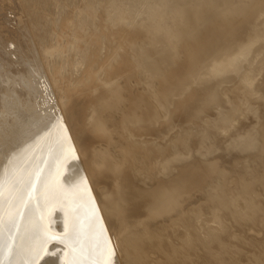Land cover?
<instances>
[{"label":"bare ground","instance_id":"6f19581e","mask_svg":"<svg viewBox=\"0 0 264 264\" xmlns=\"http://www.w3.org/2000/svg\"><path fill=\"white\" fill-rule=\"evenodd\" d=\"M25 7L33 64L0 20V264H264V0Z\"/></svg>","mask_w":264,"mask_h":264},{"label":"rangeland","instance_id":"374dc122","mask_svg":"<svg viewBox=\"0 0 264 264\" xmlns=\"http://www.w3.org/2000/svg\"><path fill=\"white\" fill-rule=\"evenodd\" d=\"M14 0H1L0 4H2V6L8 4L7 7L5 8H1L0 12V20H4L7 21L8 25H6L4 27L5 32L7 33V37L14 35L15 38H7V39H3L2 42L6 43L7 47L6 48H10L9 46V42L13 41V42H17L18 45L16 48V50H14L13 48L10 49V54L13 55V57H19V58H23L27 64H33V59L30 58V52H31V44H33V49L39 54L40 52V48L41 45H39V43L35 40V29H34V23L31 20V18L28 17L27 15V11H26V7H25V2L26 0H15V2L13 3ZM35 2H39L43 0H34ZM37 5V13L40 17H43V11L38 8L39 7V3H36ZM52 8V6H50ZM36 8V7H35ZM4 9H6V11H4ZM39 19V17H38ZM42 19V18H40ZM43 20V19H42ZM46 22V20H45ZM5 25V23H3ZM46 24V23H45ZM51 24H46L44 25L45 27V35L46 33L48 34V38L50 37V27ZM26 37V38H25ZM47 38V39H48ZM13 39V40H12ZM50 40V39H49ZM49 40H47L46 44H49ZM2 62H4V56L0 54V68L2 67ZM260 77V76H259ZM75 147L73 146L70 150V156L72 160L77 158L78 155V150L74 149Z\"/></svg>","mask_w":264,"mask_h":264},{"label":"snow or ice","instance_id":"6c2138e0","mask_svg":"<svg viewBox=\"0 0 264 264\" xmlns=\"http://www.w3.org/2000/svg\"><path fill=\"white\" fill-rule=\"evenodd\" d=\"M71 230H72V223H71V220H70V222H69V231L71 232ZM108 243H110V242L106 241V245ZM105 254H107V252H105ZM101 264H102V262H101Z\"/></svg>","mask_w":264,"mask_h":264}]
</instances>
